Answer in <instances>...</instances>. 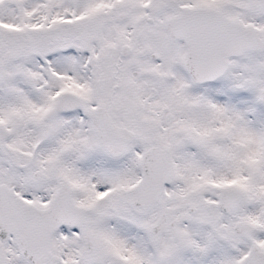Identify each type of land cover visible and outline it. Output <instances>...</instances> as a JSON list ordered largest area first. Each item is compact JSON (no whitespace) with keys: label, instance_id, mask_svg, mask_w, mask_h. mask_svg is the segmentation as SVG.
I'll return each mask as SVG.
<instances>
[{"label":"snow or ice","instance_id":"1","mask_svg":"<svg viewBox=\"0 0 264 264\" xmlns=\"http://www.w3.org/2000/svg\"><path fill=\"white\" fill-rule=\"evenodd\" d=\"M0 264H264V0H0Z\"/></svg>","mask_w":264,"mask_h":264}]
</instances>
